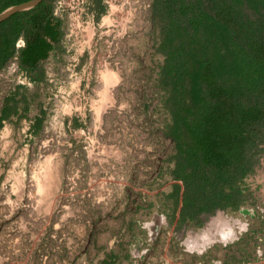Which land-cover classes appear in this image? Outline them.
<instances>
[{"label": "rangeland", "instance_id": "rangeland-1", "mask_svg": "<svg viewBox=\"0 0 264 264\" xmlns=\"http://www.w3.org/2000/svg\"><path fill=\"white\" fill-rule=\"evenodd\" d=\"M89 1L53 0L63 38L40 63V81L16 56L0 69V104L15 86L29 103L26 117L0 126V264H99L106 254L115 264H264V148L239 210L217 209L198 227L168 223L173 181L161 170L172 145L162 133L151 0H102L98 19ZM252 18L264 37V13ZM154 214L164 221L150 241ZM229 217L245 223L237 239L199 252L202 234Z\"/></svg>", "mask_w": 264, "mask_h": 264}, {"label": "trees", "instance_id": "trees-1", "mask_svg": "<svg viewBox=\"0 0 264 264\" xmlns=\"http://www.w3.org/2000/svg\"><path fill=\"white\" fill-rule=\"evenodd\" d=\"M25 1L0 0V12ZM88 8L95 19L106 9L102 0H90ZM259 11L264 13V0L150 2V19L158 29L155 49L162 55L157 73L166 114L162 133L172 145L161 170L173 181L174 207L163 213L168 223L198 227L204 216L239 210L249 197L243 179L264 148V37L254 36L252 18ZM63 25L53 14V0L2 20L0 69L21 36L19 66L31 81H40V63L61 44ZM253 60L259 64L255 69ZM23 90L15 86L3 97L0 126L11 116L26 117ZM43 118V110L32 117L28 132L33 136ZM114 256L104 255L99 264H115Z\"/></svg>", "mask_w": 264, "mask_h": 264}, {"label": "water", "instance_id": "water-1", "mask_svg": "<svg viewBox=\"0 0 264 264\" xmlns=\"http://www.w3.org/2000/svg\"><path fill=\"white\" fill-rule=\"evenodd\" d=\"M39 1L40 0H27L25 2L15 4L3 9L0 12V22L17 11H21L33 7ZM227 220L228 222L226 221V224L224 226L213 225L212 231L210 233L202 234L203 237H201L198 242L199 248L197 250L199 252L203 251L206 247H208L210 244L214 242H219L222 245H226L227 243L237 239V233H239L240 230H244L245 223L240 222L236 218H228ZM163 221H164V216L162 214H154L153 217L151 218V221L147 228V235L150 241H153L155 239L159 227L163 223ZM192 249L193 247H190L188 251H191Z\"/></svg>", "mask_w": 264, "mask_h": 264}, {"label": "crops", "instance_id": "crops-1", "mask_svg": "<svg viewBox=\"0 0 264 264\" xmlns=\"http://www.w3.org/2000/svg\"><path fill=\"white\" fill-rule=\"evenodd\" d=\"M53 14L56 15V10H55V9H53ZM18 39H22V40H23V38H22L21 36H18L17 39L15 40V43H16V41H17ZM23 41H24V40H23ZM22 48H23V47L17 49V48L15 47V44H14V51H13V54L8 58V60H9L10 58H12L13 56H16L17 59H18L19 51H20ZM8 60H7V61H8ZM240 211H241V212H244L243 209H241ZM229 218H230V217H229ZM225 219H228V218H225ZM215 223H217V221H215ZM215 223H214V224H215Z\"/></svg>", "mask_w": 264, "mask_h": 264}, {"label": "bare ground", "instance_id": "bare-ground-1", "mask_svg": "<svg viewBox=\"0 0 264 264\" xmlns=\"http://www.w3.org/2000/svg\"><path fill=\"white\" fill-rule=\"evenodd\" d=\"M15 46L17 49L21 48L22 46H24V41L22 39H18L15 43ZM109 76H111L109 79L114 78V74L113 73H109Z\"/></svg>", "mask_w": 264, "mask_h": 264}, {"label": "flooded vegetation", "instance_id": "flooded-vegetation-1", "mask_svg": "<svg viewBox=\"0 0 264 264\" xmlns=\"http://www.w3.org/2000/svg\"><path fill=\"white\" fill-rule=\"evenodd\" d=\"M241 213H243V212H241Z\"/></svg>", "mask_w": 264, "mask_h": 264}]
</instances>
